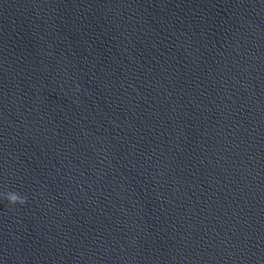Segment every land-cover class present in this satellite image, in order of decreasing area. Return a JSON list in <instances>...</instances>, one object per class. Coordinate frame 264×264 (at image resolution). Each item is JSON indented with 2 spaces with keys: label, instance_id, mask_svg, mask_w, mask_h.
Masks as SVG:
<instances>
[{
  "label": "water",
  "instance_id": "water-1",
  "mask_svg": "<svg viewBox=\"0 0 264 264\" xmlns=\"http://www.w3.org/2000/svg\"><path fill=\"white\" fill-rule=\"evenodd\" d=\"M0 264H264V0H0Z\"/></svg>",
  "mask_w": 264,
  "mask_h": 264
}]
</instances>
